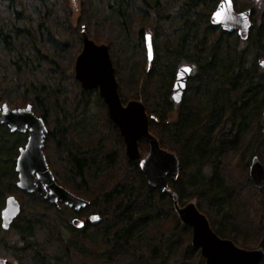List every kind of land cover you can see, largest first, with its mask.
Here are the masks:
<instances>
[{
	"label": "trees",
	"instance_id": "trees-1",
	"mask_svg": "<svg viewBox=\"0 0 264 264\" xmlns=\"http://www.w3.org/2000/svg\"><path fill=\"white\" fill-rule=\"evenodd\" d=\"M231 1L235 12L251 11L244 41L235 35L229 42L228 34L210 25L219 0H97V7H91L90 0H0V100L12 96L13 109L28 105L42 119V151L57 183L77 197L97 199L95 208H108L99 233L102 239H83L79 230L63 235L56 218L49 225L35 207L22 210L14 230L22 248L9 247L21 264H204L198 249L190 245L189 227L173 209L172 196L178 206L194 203L219 238L240 249L254 248L231 220L235 205L217 164L233 148L238 122H245L252 112L257 119L248 137L253 147L246 165L264 140V71L258 67L264 58V12L260 25L254 17L256 0ZM74 5L78 15L73 22ZM151 15L153 57L146 70L143 28ZM81 27L88 39L108 48L121 103L140 101L149 133L177 158L178 176L175 181L168 178L169 191L147 187L138 161L126 156L103 102L99 101L98 127L88 141H80L75 128L97 94L83 91L74 79ZM182 65L191 67L186 82L191 92L174 104L170 92ZM198 89L207 104L196 97ZM22 141L0 125L4 193L15 181L10 155L15 158ZM138 151L143 158L144 139ZM12 193L15 198L21 194ZM257 248L264 251V242Z\"/></svg>",
	"mask_w": 264,
	"mask_h": 264
},
{
	"label": "water",
	"instance_id": "water-1",
	"mask_svg": "<svg viewBox=\"0 0 264 264\" xmlns=\"http://www.w3.org/2000/svg\"><path fill=\"white\" fill-rule=\"evenodd\" d=\"M213 27H219L223 33L236 32L241 40H246L251 26V12L237 13L231 0H220L209 18ZM81 50L73 64L74 79L83 91L97 90L103 101L108 119L118 128L123 140L126 156L138 161L139 169L147 185L159 192L168 191L167 179L175 181L178 176V161L174 154L160 148L157 140L149 133L148 121L140 101L121 103L108 48L97 45L88 39L84 27L80 29ZM145 51L148 62L152 60L150 35H145ZM258 67L264 71V58L258 60ZM187 68L188 71H183ZM191 67L182 65L175 73L170 99L178 104L186 88ZM260 127L264 133V108ZM0 124L5 125L10 133L26 134L23 148L18 150L15 160L17 174L16 188L28 194H37L52 204L62 202L75 211L84 207L85 202L59 186L48 167L43 155L46 128L42 119L36 117L30 106L9 109L0 104ZM147 143V153L140 159L138 141ZM248 176L252 185L261 190L264 187V167L256 156L250 159ZM173 209L183 225L191 230L190 245L199 250L204 264H260L264 257L262 249L244 250L236 247L230 240L219 238L194 203L178 207L172 196ZM19 214V206L13 196L6 199L1 211L2 229L6 230ZM72 224L80 227L77 220ZM0 264H4L0 261Z\"/></svg>",
	"mask_w": 264,
	"mask_h": 264
},
{
	"label": "rangeland",
	"instance_id": "rangeland-1",
	"mask_svg": "<svg viewBox=\"0 0 264 264\" xmlns=\"http://www.w3.org/2000/svg\"><path fill=\"white\" fill-rule=\"evenodd\" d=\"M91 7L98 6L97 0H90ZM264 0H256V5H253L254 17L258 24H262L260 17L263 15V4ZM73 10V22L76 16L78 15V7L76 5L72 6ZM114 14H112L113 16ZM178 21V20H177ZM153 15L147 17L145 27L143 28V35L147 34L150 37H153ZM219 29L218 27H213ZM228 34V41L232 42L235 40V32L224 33ZM148 63L145 67L148 70ZM192 74V73H191ZM191 92L190 89H186L185 93L189 95ZM97 93V92H96ZM99 98L98 94H96ZM96 95L91 96L90 102L87 106L86 112L84 114V120L81 121L75 128L76 133L81 142H86L90 139V132L95 130L98 127V107L99 100L96 99ZM196 97L199 101L205 105L207 100L204 93L198 89L196 91ZM4 103L9 109H13V98L10 96L5 101L0 100V104ZM249 103L248 105H250ZM259 107V106H258ZM257 107V108H258ZM256 116L254 112L250 113L247 116L245 122H238L237 127V137L234 142L233 148L229 151L223 153L217 164V170L219 176L225 186L231 189V195L233 197V203L235 205V211L231 213V220L237 226V228L253 243V249L257 248L261 242H264V187L261 190H257L251 183L248 176V167L246 162L250 155V150L253 147L252 140L248 142V137L251 135L253 126L256 122ZM173 120V117H172ZM170 122V121H169ZM235 127V128H236ZM5 143V142H2ZM20 146L16 147L14 153L17 154V149ZM7 153V151H4ZM12 154V153H11ZM9 156V154L7 153ZM6 155V156H7ZM4 156V157H6ZM260 163L264 167V140L263 143L258 148V155H255ZM10 158L14 160L13 156L10 155ZM1 162H6L3 158ZM12 164V162H10ZM8 176H5V180ZM7 182V181H6ZM14 191V186L10 184L5 193L0 191V208H2L3 200L5 197ZM6 239L13 240L12 235H8ZM186 264V263H185ZM260 264H264V258L261 260Z\"/></svg>",
	"mask_w": 264,
	"mask_h": 264
},
{
	"label": "flooded vegetation",
	"instance_id": "flooded-vegetation-1",
	"mask_svg": "<svg viewBox=\"0 0 264 264\" xmlns=\"http://www.w3.org/2000/svg\"><path fill=\"white\" fill-rule=\"evenodd\" d=\"M3 126H4V128H6V130L8 131L10 136L20 135V136H22L24 142L22 141V145L20 147H18L17 152H16L17 154H16L14 160L11 159V161H10V162H12V165H13L12 172L15 175L14 176L15 181L13 183L14 190L19 191L21 194L17 195L18 198H15L13 193H9V195L4 198L2 208H0V261H3L4 264H21V262L19 261V258H16L12 254L13 252L9 250V247L11 244H17V242H18V238L14 235V232H15L14 230H16V228H18L16 226H18V223H20L19 218L21 217L22 210H25V211L26 210H32V209H34V207L36 208V210H40L44 213V215H43L44 219L50 220V219L56 218L55 223L57 224V228H58L59 232H61L63 235L69 234L71 231L79 230L82 232L81 234H82L83 239H87L88 237L89 238L95 237V238L102 239V236L99 233L103 232L102 223L105 220L104 215L108 211V208L107 207L104 208L102 205H99L98 208H95L94 205H96L95 202L98 201L97 199L89 197L88 200H85V199H82L80 197L75 196L73 193L69 192L65 187H63L59 183H57V181H56V179L52 173L51 174H52L55 182L59 186H61L65 190H67L73 196H75V197H77V198H79L85 202V205L83 208H81L78 211H75L72 208H69L68 206L64 205L62 202H57L54 205V204L50 203L48 200L43 199L42 197L38 196L37 194H33V193L28 194V193L20 191L16 188L17 174L15 173V160H16L17 155H18V150L20 148H23L25 143H26L27 135L16 133V132L10 133L8 128L5 125H3ZM124 149H125V147H124ZM147 150H148V147H147ZM167 185H168V183H167ZM147 187H149V186L147 185ZM9 196H13L14 199L16 200V202L19 206V214L12 220V222L9 224L8 228L6 230H4V229H2L1 211L4 209L6 199ZM84 197H86V196L84 195ZM178 207H182V206H178ZM97 210H99V213H96ZM72 213H74V216L71 215ZM32 216H33V218H36V216H34V215H32ZM94 217H95V219H94ZM61 219L62 220L64 219L65 223L61 224V222H60ZM73 220H77L80 223V227L74 226L72 224ZM51 221L52 220L48 221L49 225H51ZM62 234H59V235H62ZM8 235H12L13 240L6 239V237ZM17 245H18V248H22V247H20L21 243H19ZM15 249H17V248H15Z\"/></svg>",
	"mask_w": 264,
	"mask_h": 264
},
{
	"label": "snow or ice",
	"instance_id": "snow-or-ice-1",
	"mask_svg": "<svg viewBox=\"0 0 264 264\" xmlns=\"http://www.w3.org/2000/svg\"><path fill=\"white\" fill-rule=\"evenodd\" d=\"M183 71H188V69H187V68H185V69H183ZM94 219H95V217H94Z\"/></svg>",
	"mask_w": 264,
	"mask_h": 264
}]
</instances>
